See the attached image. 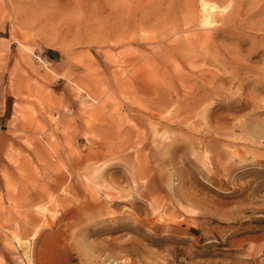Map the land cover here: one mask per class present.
Wrapping results in <instances>:
<instances>
[{
	"label": "rangeland",
	"instance_id": "obj_1",
	"mask_svg": "<svg viewBox=\"0 0 264 264\" xmlns=\"http://www.w3.org/2000/svg\"><path fill=\"white\" fill-rule=\"evenodd\" d=\"M0 264H264V0H0Z\"/></svg>",
	"mask_w": 264,
	"mask_h": 264
},
{
	"label": "bare ground",
	"instance_id": "obj_2",
	"mask_svg": "<svg viewBox=\"0 0 264 264\" xmlns=\"http://www.w3.org/2000/svg\"><path fill=\"white\" fill-rule=\"evenodd\" d=\"M203 9L210 14L215 9V6H209V3L203 1Z\"/></svg>",
	"mask_w": 264,
	"mask_h": 264
}]
</instances>
